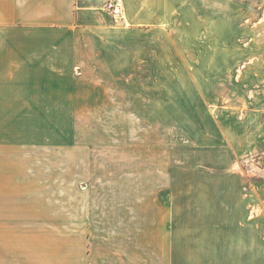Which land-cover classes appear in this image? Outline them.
<instances>
[{
  "label": "rangeland",
  "instance_id": "1",
  "mask_svg": "<svg viewBox=\"0 0 264 264\" xmlns=\"http://www.w3.org/2000/svg\"><path fill=\"white\" fill-rule=\"evenodd\" d=\"M106 1V30L121 31L86 38L57 97L24 114L27 167L75 201L215 204L201 232L219 264H243L244 236L264 240V0H177L175 18L138 32Z\"/></svg>",
  "mask_w": 264,
  "mask_h": 264
},
{
  "label": "crops",
  "instance_id": "2",
  "mask_svg": "<svg viewBox=\"0 0 264 264\" xmlns=\"http://www.w3.org/2000/svg\"><path fill=\"white\" fill-rule=\"evenodd\" d=\"M104 2L0 0V264H201L207 256L208 264H219L216 234L200 227L216 222L215 204L155 201L136 191L130 199L75 201L73 187L62 186L58 197L27 167L24 114L45 104L44 96L57 97L58 89L49 88L72 72L74 50L94 48L86 38L121 31L106 30ZM176 14L177 0H124L121 22L149 31ZM75 32L82 33L80 44ZM244 237L243 264H264V240Z\"/></svg>",
  "mask_w": 264,
  "mask_h": 264
},
{
  "label": "built area",
  "instance_id": "3",
  "mask_svg": "<svg viewBox=\"0 0 264 264\" xmlns=\"http://www.w3.org/2000/svg\"><path fill=\"white\" fill-rule=\"evenodd\" d=\"M105 8L114 17H122L124 10V0H107L105 3Z\"/></svg>",
  "mask_w": 264,
  "mask_h": 264
}]
</instances>
